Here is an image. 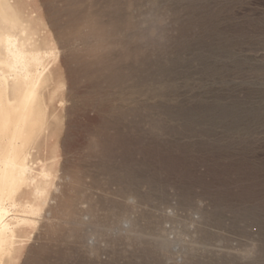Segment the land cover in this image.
Here are the masks:
<instances>
[{"label": "rangeland", "instance_id": "rangeland-1", "mask_svg": "<svg viewBox=\"0 0 264 264\" xmlns=\"http://www.w3.org/2000/svg\"><path fill=\"white\" fill-rule=\"evenodd\" d=\"M116 1L22 0L53 180L13 264H264V0Z\"/></svg>", "mask_w": 264, "mask_h": 264}, {"label": "bare ground", "instance_id": "bare-ground-1", "mask_svg": "<svg viewBox=\"0 0 264 264\" xmlns=\"http://www.w3.org/2000/svg\"><path fill=\"white\" fill-rule=\"evenodd\" d=\"M115 2L119 3L116 0ZM100 8L99 10L103 11ZM84 11H87V9ZM79 13V16L84 14L81 11ZM92 14L97 16V13L92 12ZM39 26V18L28 10L22 0H0V264H13L18 258L23 247L24 238L31 233L42 219L53 180V163H36L33 157L34 148L49 126L48 103L53 99V95L49 92V86L54 81L52 65L57 57L55 48L41 35L42 31L40 32ZM75 39L78 38L75 36ZM108 84L110 86V83ZM52 219L54 220V218ZM48 220L50 219L48 218ZM50 234H53L52 229ZM91 238L93 237L90 236ZM90 239L88 238V240ZM84 241L86 242V240ZM32 263L34 264V262Z\"/></svg>", "mask_w": 264, "mask_h": 264}]
</instances>
